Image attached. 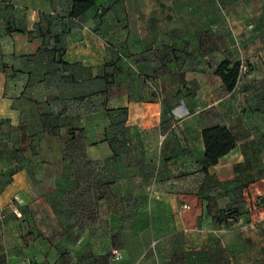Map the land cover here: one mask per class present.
<instances>
[{"label":"rangeland","instance_id":"obj_1","mask_svg":"<svg viewBox=\"0 0 264 264\" xmlns=\"http://www.w3.org/2000/svg\"><path fill=\"white\" fill-rule=\"evenodd\" d=\"M210 6L195 14L197 27L204 30L196 33V48L205 49L206 57L197 55V70L189 74V81L185 80L188 74H178L180 94L194 98L192 111L200 116V126H229L239 143L234 152L215 167H203L199 136L192 135L194 166L188 168L171 158L158 163L153 150L159 138L148 132L143 135V104L139 103L130 111L120 108L112 114L115 124L110 137L118 149L116 158L88 161L81 133L70 131L79 128L75 112L102 107L93 103L96 97H90L89 87L84 88L89 99L75 108L69 105L63 117L56 115L61 105L51 112L49 124L56 133L51 143H56L62 158L58 163L37 151L29 135L37 133L41 122L11 123L2 118L0 191L18 170L13 162H29L34 165L28 174L37 200L24 209L20 199L12 196L0 207V215L4 214L0 238L10 240L7 224L19 228L20 236L50 243L56 264H188L189 256L201 259L202 253L215 264H252L255 258L264 264V193L249 186L264 178V0H213ZM200 13L206 26H198ZM223 59L240 65L237 84L230 92L214 74ZM115 75L116 93L127 91L131 98L143 99V74L120 71ZM164 79L172 80L166 75ZM93 80L94 88L102 87ZM124 84L136 88L124 90ZM128 113L136 122L133 129L125 122ZM96 116L106 121L104 113ZM252 142L259 144V151L253 153ZM241 146L244 154L237 153ZM161 181L160 188L170 195L156 193L159 186L155 184ZM177 194L197 195L201 214L191 217V209H182L187 197ZM14 208L25 213L17 217ZM196 208L199 202L193 205ZM184 222L187 227H220L221 232L189 231L183 228ZM114 249L121 251L120 260L112 258Z\"/></svg>","mask_w":264,"mask_h":264},{"label":"crops","instance_id":"obj_2","mask_svg":"<svg viewBox=\"0 0 264 264\" xmlns=\"http://www.w3.org/2000/svg\"><path fill=\"white\" fill-rule=\"evenodd\" d=\"M212 2L94 0L91 8L74 18L69 16L72 0H0V119L11 123L24 120L40 122L41 116L57 111L59 105V113L63 117L70 111L69 105L75 108L76 103L89 99L84 91L89 87L90 97H96L93 103L102 107L86 113L75 112L77 116L74 120L79 128L70 131L76 133L79 130L81 133L83 151L88 161L104 162L113 158V150L105 140L111 123L107 113L127 107L130 111L134 104L140 103L143 104V135L148 132L159 138L153 150L156 153L155 161L160 163L163 159L171 158V162L182 161L188 168L194 166L195 152L190 146L189 137L198 135L200 163L207 167L209 164L203 155L201 132L211 126H200V116L192 111L194 98L180 94L178 74H188L185 80L189 81V74L197 70V55L206 57L205 49L196 48V33L204 30L197 27L195 14L198 9L201 12L211 7ZM201 19L198 26H206L208 22L204 16ZM120 71L143 74V99L131 98V93L127 91L115 92V74ZM165 75L171 76V82L166 83ZM93 79L101 82L102 87L94 88L91 83ZM158 85L161 88H157ZM186 86L189 87V84ZM123 88L134 90L136 86L124 84ZM99 113L105 114L106 121L96 118ZM133 119L131 113L125 118L131 129L136 123ZM215 125L230 129L228 125ZM55 134L40 128L36 134L29 135L37 143V151L51 155L58 163V158L60 161L62 159L61 152L55 142L51 143ZM180 142H183L182 146ZM236 144L224 157L234 152L238 141ZM243 147H239L238 154H244ZM252 147L255 148L253 153L259 151L258 143L252 142ZM13 165H17L18 170L12 173L0 191V207L6 206L9 199L15 196L27 209L37 200L32 192L33 181L28 174L34 165L18 161ZM160 184L163 181L155 184L159 186L156 193L170 195L164 187L160 188ZM249 186L264 193V178ZM177 196L187 197L185 204L189 205V209L186 210H192L188 211L189 214L193 213L191 217L201 214L202 203L197 195ZM197 202L199 209L193 210ZM7 225L10 240L0 238V264H56L57 258L53 256L54 249L50 243H38L20 236L19 228ZM186 225L184 222L183 228L189 231L221 232L220 227L204 229ZM202 255L204 257L201 259L189 256L188 264H215L210 256ZM259 260L255 258L250 263L259 264Z\"/></svg>","mask_w":264,"mask_h":264},{"label":"trees","instance_id":"obj_3","mask_svg":"<svg viewBox=\"0 0 264 264\" xmlns=\"http://www.w3.org/2000/svg\"><path fill=\"white\" fill-rule=\"evenodd\" d=\"M93 4L94 0H72V7L69 12V16L74 18L79 17L83 15L89 8H91ZM239 72V63L231 62L228 59L221 60L214 70V74L220 78L221 83L227 92H230L235 88L238 81ZM119 109L112 110L107 113L111 123L109 129L106 131L105 140L108 142L109 146L113 150L112 160L116 158V155L118 153V149L115 145V142H113L110 137V130L114 127L115 124L114 116L112 114L118 111ZM50 115L51 113L41 116L40 127L43 130H48L50 133H52L51 130L53 128H51L49 124ZM56 115L61 116L60 113ZM201 139L204 147V158L211 166L216 165L222 157L232 151L236 147L237 141L230 129H228L226 126L220 125L204 128L201 132ZM20 213L21 215H23V213L25 212L22 211Z\"/></svg>","mask_w":264,"mask_h":264},{"label":"built area","instance_id":"obj_4","mask_svg":"<svg viewBox=\"0 0 264 264\" xmlns=\"http://www.w3.org/2000/svg\"><path fill=\"white\" fill-rule=\"evenodd\" d=\"M14 199L18 201V198H17V197H14ZM19 202H21V201L19 200ZM182 209H189V205H187V204L184 203V204L182 205ZM13 212L15 213V215H16L17 217H20V216H21V213L18 212V210H16V208L13 209ZM0 218H1V219L4 218V214H1V215H0ZM121 257H122V254H121V251H120V250H118V249H114V250L112 251V258H113L114 260H120Z\"/></svg>","mask_w":264,"mask_h":264}]
</instances>
